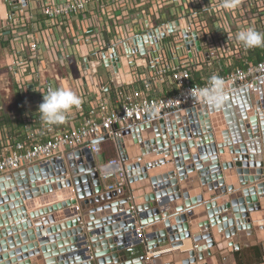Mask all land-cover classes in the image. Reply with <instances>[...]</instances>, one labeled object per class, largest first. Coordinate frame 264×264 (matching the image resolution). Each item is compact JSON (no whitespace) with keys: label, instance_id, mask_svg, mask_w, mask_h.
I'll use <instances>...</instances> for the list:
<instances>
[{"label":"built area","instance_id":"1","mask_svg":"<svg viewBox=\"0 0 264 264\" xmlns=\"http://www.w3.org/2000/svg\"><path fill=\"white\" fill-rule=\"evenodd\" d=\"M230 2L13 0L0 21V40L6 82L15 92L26 132L0 144V178L86 150L96 158L102 142L115 146L125 133L156 121L144 118L204 103L200 92L214 75L223 79L224 91L252 89L256 79L264 78V47L246 48L236 37L247 28L264 34V0H235L232 7ZM118 10L120 21L106 30L103 18L112 21ZM164 82L176 94L148 97L153 85ZM67 85L82 103L67 114L66 128L60 130L42 121L38 107L49 91ZM97 171L110 182L108 192L126 184L118 154ZM153 255L147 252L146 260Z\"/></svg>","mask_w":264,"mask_h":264},{"label":"water","instance_id":"2","mask_svg":"<svg viewBox=\"0 0 264 264\" xmlns=\"http://www.w3.org/2000/svg\"><path fill=\"white\" fill-rule=\"evenodd\" d=\"M144 53V48L141 47L140 54L144 55ZM116 78L118 80L119 77ZM263 79L264 78L260 79L258 83L261 84L264 81ZM241 93H243V90L237 92L236 95ZM256 96V100L259 101L260 99L257 92ZM227 104H229V100L225 99H223L222 103L219 105H210L206 102L202 104L196 103L188 106H182L176 110L166 111L164 114H160L158 116L151 115L144 118V121H155L171 115L178 119L181 118L182 112H184L186 109H193V112L190 110L189 112H186L187 121H189L190 124L189 131L182 130V127L179 126L178 134L175 135L176 139H185L186 135L188 134L187 132H191L195 138L193 144L191 142L183 143L178 145L176 149H173L175 152L173 159L175 163L174 169L171 170L168 175H164L163 177L148 176L147 171L150 169V167H148L146 162H143L141 153H137L134 144L127 143V137L123 135L115 141L119 160L126 173V185L121 189L112 192L106 191L104 182L99 177V173L97 171L98 165L103 164L105 159L101 155H98L96 158H94L87 150L84 151L83 154H77L76 157L73 156V159L71 156L66 157L65 160L52 159L48 164L34 165L27 169H23L13 174L4 176L0 178V189L2 190L13 187L14 184L9 186V184H12L13 181H15V186L18 188L29 185V190H26L21 196L23 200H26L27 198L29 199L30 196L37 193L45 194L48 192H53L54 190L72 188V195L74 196L73 204L80 209L82 215L87 213V215L83 216L82 218L84 222V228L82 229L78 227L80 222H82L80 219L74 220V223L68 225V227L64 224H61L57 227H50L46 231V234H58L57 232L64 228H69L70 231L73 228L77 229L76 232L74 230L72 232V236L74 237H71L70 231L65 233V236H69L70 241L65 240L63 242H58L54 247L52 246L53 250H56V247L57 249L67 247L66 258L68 260L70 259L71 262H65V264H73V261L78 259H81L83 264H174L173 262H175V264H208V258H212L215 261L213 254L215 251L220 249L226 248L229 252L232 250L238 251L242 246L243 248H248L257 245L258 242L264 243V239L260 238L258 234L259 230L257 231L258 228L256 224H254L253 227L251 223H244L242 219L234 217V215L237 216L239 213V210H237L235 207L237 204L241 203L242 200H235L233 195H230L229 199L226 201V203H229V207L232 208L231 213L228 212L232 217L229 219H223L222 224H217L216 220L219 221L218 217L216 220H214V218L219 215L222 218L225 217L221 212L224 209H218L216 207V202L214 201L215 198L224 195L226 192L224 189L219 190L216 188V180L220 179L221 177L219 174H214L219 171L218 162L215 161V164L217 165L216 168L213 167L214 164L209 166V171L206 170L208 174L205 176L211 175V177L204 180L201 184L203 185L201 187L202 193H206L207 191L205 186L209 185L211 182L214 183L213 186L215 191L210 195V199L213 201H210L209 203L205 204V206L198 207L196 209H191V207L196 204H202V196L196 197L191 205L189 202H186L188 201V195L186 194L187 192H185V190L199 187V183L196 182L197 180L194 175L189 176L190 179L185 177V171L194 168L195 166L194 164H189L187 162L191 158L188 149L190 148V152L193 154V162H196L197 160L203 161L202 163L197 162L195 166L196 168H200L204 163L208 162L206 159H208V157H210L216 151L213 144L209 145L214 141L212 134H209L210 132H207L204 128H201L199 122L194 116V112L197 109H208L210 113L222 110L226 124L230 125L232 122L226 107ZM261 105L264 106V103ZM179 121H177V123ZM248 123L251 125L250 127L255 129L256 126L253 123V120H250ZM209 125L210 123L207 122L206 127L208 128ZM144 129L150 128L141 126L139 130L143 135ZM249 131V134L251 133L252 135V131ZM149 133H151L150 137L156 141V147L153 148L152 152H157V155H161V151L163 150L161 147L163 146L161 145V142H166V136L162 135L160 138L154 136V131ZM222 136H225L223 140H227L228 134H226V131L222 132ZM222 136L220 135L221 138ZM220 137L218 139H220ZM255 137H257V134H255ZM175 138L173 133L170 132L168 134L167 141L170 140V142L173 143ZM189 139L190 137H187V140ZM99 141L100 140L97 142ZM195 144L197 149H192V145ZM139 146L140 150H143L145 147L143 143H140ZM151 146L152 145L149 143L145 148H150ZM231 150H234V154H237L236 148ZM195 152L197 155H194ZM226 158H229V156H222L221 161L225 162ZM242 160L245 159L240 157L236 158V165L243 166L240 162ZM184 161H186V164ZM159 162L161 164L167 163L169 162V157L165 155V157L159 158ZM250 166L252 167L253 165ZM222 167L226 166L223 164ZM258 168L259 170H252L249 173L250 177L249 180H246L247 183L254 182L253 177H257L258 180L264 178V164L260 163ZM39 172H41L44 176L47 174V176L40 179L38 175ZM206 172L201 171L203 174H206ZM224 173L226 178L229 177L227 172ZM66 175L69 176L66 181L60 183L58 182L54 185L51 184L46 188H37L35 186L36 183L42 180H47L48 178H60L61 176ZM178 183L183 190L181 194L178 193L179 190L176 188ZM247 183L245 185H247ZM168 186H172L174 190H170L169 193H158L159 187L161 190H165V188ZM256 186L258 189H264V182H260L259 184H256ZM208 191L210 190L208 189ZM14 192L15 194L9 196V199L3 195V199H7L5 203L14 201L13 199L15 196L17 200L20 199V195L18 193L16 194L15 190ZM126 193L128 194V198H123L118 203L112 202L119 197L125 196ZM172 193H174V195H172ZM239 196H241V194L237 193L236 197ZM245 198L247 199L246 196ZM182 200L185 203L187 214L185 212L186 215L180 216V218H175L176 220H167L169 218L164 219V217L166 218L170 216L172 218L174 212L178 213L185 210L181 207ZM20 204H22V200L20 202H14V204L10 205L9 207L7 206L0 208V213L3 214L1 219L4 220V223L3 221H0V227H7V232L9 231L8 226L12 222L10 221V223H8V219L14 218V221L16 222L20 220V216L16 217L17 214L10 212L12 209L17 208L14 206H19ZM60 207L61 206L57 205L56 207L54 206L47 208L45 211L51 212ZM259 209L264 211V202H261L258 205L248 206V208H244L242 212H245L244 214L246 216H250L252 212ZM167 212L169 213L167 214ZM39 215L40 212H35L33 214V216ZM131 217L137 220L136 222L139 223V228L141 229V234L138 236L135 232V227L132 226L133 228H131V231L134 236L132 241H130L129 235L127 234V229L122 232H118L112 227L116 223L122 224V222L124 223L122 224L123 226H128L131 224V222H129V218ZM160 221H163L162 226L158 224ZM238 221H242L243 224H240ZM22 225L25 231L29 229V225L27 223L23 222ZM217 229L219 231H217ZM209 230L211 233H207L210 232ZM222 231H224V236L226 239H231V241L228 242L229 246L227 247H220L219 243L214 244L213 240H211V236L213 239L217 233L220 234ZM76 233L80 236L77 237ZM3 234L5 236V233ZM209 234L211 236H209ZM37 235L39 236V234ZM191 236L193 238L192 242L196 244V246L188 252H178L177 247L180 246L184 240L191 239ZM206 239H209L210 241L206 246H203V241ZM7 242L12 248V244L10 243L11 241L8 240ZM46 243L47 242H41V251L44 254L45 264H63L61 257L58 258V262L50 259L51 254L47 253L46 249L44 248ZM87 251L93 254L92 258H86L85 252ZM149 251H152L154 255L147 261L145 258V253ZM10 255L12 256V254ZM6 258L7 256H3L2 259L5 260ZM24 258L26 257L24 256L23 258L18 259V261Z\"/></svg>","mask_w":264,"mask_h":264},{"label":"crops","instance_id":"3","mask_svg":"<svg viewBox=\"0 0 264 264\" xmlns=\"http://www.w3.org/2000/svg\"><path fill=\"white\" fill-rule=\"evenodd\" d=\"M11 2H13V0H0V21L3 18H5L6 12L9 9ZM110 9H113V7L110 8V6H108V8H106V10H108V11ZM100 12L101 11L99 9L96 11V14H98L97 18H95L97 20V22L101 21V18L99 15ZM102 12H104V10ZM121 13H122V10H118L116 13L117 16L112 21L107 20L105 17L104 18L106 20H104V18H103L104 24L102 23V25L106 28V30L111 28L112 25H114L117 21H120L119 15ZM105 28H103V29H105ZM4 46H5V44H3L2 40H0V82H3V85L0 84V95L2 97L0 99V101H1L0 104L4 105V103H5V105L8 107V110H6L4 114L1 115L2 110L0 112V125L2 128L0 131V144H2L3 140H6V139H8L10 142L19 140L23 137V135L26 132L24 127L22 126V124L19 121L20 120V111L18 108V100L15 96V92L12 89L11 85H7V82H6L8 79H7V73L5 70L6 60H5V53H4L5 47ZM201 73H203V71ZM201 73L200 72L194 73V78L199 81L201 79ZM199 74H200V76H199ZM132 86H135L133 89L137 90L138 92H141V90H140L141 88L139 85H132ZM61 87H63V86H58V87H56V89L61 88ZM66 88H68V85L66 86ZM70 89H72V88H70ZM2 90L5 91V94L3 93ZM72 90L74 91V89H72ZM176 92H177V89L174 86L170 85L168 82H164V83L156 84L155 86L153 85V92L148 94V97H150V98L169 97V96L176 94ZM224 92H225L224 94L229 96L230 100H233L236 97L237 98L236 101H238L239 103L241 102V100L246 101V99H249V97H250V100H252L253 105L255 104V100L252 99L251 96H253L255 98L256 92H258L259 99L264 103V81L261 84L258 83L252 89L243 91V93L237 95L238 97L232 96V92H233L232 90H227ZM110 99L113 100V94L112 93L110 94ZM262 106L263 105H260L257 107V113L254 115V117L258 118V121H260L259 122L260 124L258 123V126H257V128L260 131V133H259L260 135H259L258 139L247 140L246 135H249V134H245V131L242 129V125H240V121H236L235 126H236L237 130L234 129L235 131L232 130V132L233 131L236 132L235 137L237 139L234 140L233 136L231 134H229V139L226 141H227V144H228V141H230L231 145L230 146L228 145L226 147L223 146L220 148L219 146H216L218 141L221 140V142H224L225 140H223V138H221V137H220V139H218L215 135L222 133L224 130L229 131V128L227 127V125L225 123H223V121H222L223 118H222V120H220L222 123L217 124V125L220 124V126H218L217 128H216V123H214V121L210 118V121L212 122V130H210L209 134L213 135L214 141L212 143H210L209 145L213 144L215 147V150H216L215 153H213V156H219V158H220L223 154V153L221 154V152L223 150H225L226 148L231 149V147H233V149H234V147H236L235 142L237 140L240 141V142H238V144L242 143L245 146H247L249 143L253 142L254 147L257 146L256 142L258 141L260 146L259 147L257 146L258 148L256 147V149L260 150V152H261L260 156H261V158L263 157L262 161L264 163V131H262V129L259 126V125H261V122L264 120V106L263 107ZM182 114H183V112H182ZM203 116H207V115L203 114ZM167 117L160 119V120H156L154 123L149 122L148 124L147 123L144 124L146 126V128L153 129L154 132H156V131L161 132L162 130H165V129L167 132V134H165L167 136L166 137V142H167L166 145L167 146L163 145L164 149L161 151L162 154L157 155V152L156 153L153 152L151 154V155H153V157L152 158L148 157L146 159L147 163H151V161H158L159 158H163V157H165V155H167L170 159V161L167 163L158 164V165L152 167L150 174H151V176H154V177L163 176L164 174H167L171 170L174 169L175 163H174L173 159H174L175 152L173 151V148H175V146H178V145L183 144V143H190V142L193 144V141L195 139L193 137L192 133L186 135L185 139H176L175 138V135L178 134L179 126H181V124L183 126L182 121L184 120L187 122V116L186 115H183L181 118H178V119H176V118L173 119V116H169L168 118ZM177 121H179L180 123L179 122L177 123ZM220 121H218V122H220ZM176 123H177V126H176ZM52 126L56 129H60V130L66 128L65 123L52 125ZM174 126L178 127L177 130L173 129ZM245 127L247 128L248 125L246 124ZM170 131L173 133L174 138H175V141H174L175 144L174 145L171 144L170 140L167 141L168 133ZM140 134H141V132L137 131V130H132V131L125 133V137H127L128 139L131 140L132 144H134V147L136 149H139L138 148V146L140 144L139 140H141V137H142V136H140ZM187 137H190V139L187 140ZM104 147H105V149H104ZM192 147H193L192 149H197L196 144L192 145ZM256 149H255V151H256ZM107 150L111 151V152L113 151L116 154L115 157H117V153H116L114 143L111 140H106V141L101 143V152L99 155L103 156V158H104L103 153L106 154ZM188 150H189L188 151L189 154L191 155V158L187 161L189 164H194L196 166L197 162L198 163L203 162L200 160L193 162V154L190 152V148ZM247 150H248V148H247ZM142 151L143 150H141V154H142ZM262 151H263V153H262ZM248 152H250V151H248ZM194 155H197L196 152ZM142 156L144 157V155H142ZM231 156L233 157V154H231ZM210 158H212V156H210L208 159H210ZM232 162H233V159H231V161L229 160V162H227V163L231 164ZM219 164L225 165V162H222V163L219 162ZM195 166H194V168H191V169L185 171V177H188L190 179L189 176L194 175L196 180H197L196 182L199 183V187L193 188V189L192 188L186 189L185 192H187L186 194L188 195L189 198H192L194 200L196 199V197L202 196L203 202L200 205L199 204L193 205L191 207V209L196 208L197 206L203 207V206H205V204L209 203L210 201H213L210 199V195L213 192L212 184H214V183H212V184L209 183V185H207L208 187L206 186V188H208L210 191H207L206 193L200 192L201 187L203 186V185H201L202 182L204 180H206L207 178H210V176H211V175L205 176L208 174V172H206V170L209 171L210 164L208 162H206L202 165V167L200 169L196 168ZM201 171L206 172V174L201 173ZM176 177H177V175H176ZM229 177H230V175H229ZM66 178L68 179L69 176L67 175ZM49 180H51V182L54 181L51 184H55V183L59 182V181L55 182L57 180L55 178H53V179L49 178ZM260 182H264V178ZM14 183H15V181H13V184ZM109 183L110 182L104 183L105 188ZM189 184H191V183H189ZM45 185H47V184H45ZM178 186H179V183H178ZM13 187H11V188L9 187L7 189L5 188L4 190L0 189V194H2V192H5V191L8 192V191H10V189L12 190ZM171 187L172 186L166 187L167 191L170 190ZM181 193L182 192L180 190L179 194H181ZM71 195H72V188L54 190L53 192H50L48 194L38 195V196L33 197L32 199L25 200L23 207L20 209H18V208L12 209V211H10V212L17 214L16 217H19L20 215L26 216V218L24 220L30 226H29V229L27 231H24V230L20 229L19 225L17 224V223L22 222L23 220H21V221L19 220V222H16V221H14V218L13 219L10 218V219H8L7 222H10V221H12V222L9 224L8 228H11L12 231H14L13 233H12V231L6 232L7 227H5V226L0 227V251H1L0 252V260H1L0 264H9L13 261H16L20 258H23L24 256L26 258H24L20 261H16L15 264H21V263H27V262L30 264H45L44 254L41 251V249H42L41 248V242H47L46 245L44 246V248L46 249L47 253L51 254L50 259L58 262V258L61 257L63 260V264H65V262H71L70 259L68 260L66 258V255H67V252H66L67 249L66 248L67 247L58 248V249L56 247V250L52 249V246L54 247L58 242H63L65 240H69V236L68 235L65 236V233L70 231L69 228H64L61 231H58L57 232L58 234L52 233V234H47V236L42 234V232L47 231L50 227H57V226L64 224L68 221H71V220L74 221L77 218H81V220H82L83 216L87 215V213L82 215L78 207H75V210H73V211L68 210L67 214L65 215V212L62 211L66 205L64 202V199H66V197H69ZM227 196H225V195L220 196L218 198H215L214 201L218 202L219 204H223L224 202H226L228 200ZM253 198H255V197H253ZM67 200H68V198H67ZM119 201L120 200H116V201H114V203H118ZM6 204L7 203H3L0 201V208H4V206ZM57 205H59L61 207L56 208L54 210L55 211L54 213H53V211H51V212L45 211L47 208L54 207V206L56 207ZM18 210H21L20 213ZM35 212H40V215L39 216H33V214ZM73 212L74 213L76 212L77 214L74 215ZM4 214H6V213H4ZM1 216H3L2 213H0V221L4 222V220L1 219ZM12 217H14V216H12ZM20 219H22V217H20ZM172 219H175V218H172ZM162 220H163V218H162ZM122 224H124V223L122 222ZM138 224L139 223H137L136 221L134 222V225L139 226ZM158 224L160 226H162L163 222L160 221ZM79 225H80V226H78L79 228L80 227H82V229L84 228L83 227V220H82V222H80ZM74 229L75 228L71 229V231H73ZM118 229L121 230L120 228H118ZM9 232L11 233L10 235H8ZM3 233H5L6 237L4 236ZM37 234H39V236ZM76 236L78 237L80 235L76 234ZM71 237H74V236L71 235ZM8 240L11 241L10 243L12 244V248L9 246V243L6 242ZM37 245H39V246H37ZM261 245H262V250H264V243H262ZM31 246H33V247L30 248ZM61 252H63V253H61ZM233 252L235 254V252H237V251H233ZM10 254H12V256ZM3 256H7L6 260L2 259ZM73 262H74V264H81V262H83V261L80 262L79 260H75ZM241 263L242 262L240 261V259L237 261L235 259H232L229 262V264H241ZM211 264H214V263H211Z\"/></svg>","mask_w":264,"mask_h":264},{"label":"bare ground","instance_id":"4","mask_svg":"<svg viewBox=\"0 0 264 264\" xmlns=\"http://www.w3.org/2000/svg\"><path fill=\"white\" fill-rule=\"evenodd\" d=\"M260 80V78H258V79H256L255 80V83H254V85L256 86L257 84H258V81ZM254 86V87H255ZM253 87V88H254ZM246 89H248V86H245V87H242V88H240V89H237V88H232V89H228V90H232L233 92H232V96L233 97H235V96H237L236 94H237V92H239V91H241V90H243V91H246ZM249 90V89H248ZM225 93V92H224ZM258 93V92H257ZM231 97V96H230ZM251 98L252 99H254L255 100V104L253 105L252 104V100H250V97H249V99H246V101L244 100V101H242L241 100V102L239 103L238 101H236L237 100V98L235 97L233 100H230L229 99V96L228 95H226V94H224V97H223V99H225V100H229V104H227V109H228V112H229V115H230V119H231V122H232V124H230V125H227L226 124V120H225V118H224V114H223V111L222 110H219V111H217V112H214V113H210L209 112V110L208 109H197L194 113V116L196 117V120L199 122V124H200V126H201V128L203 129H205L207 132H210V130H212V122L210 121V118L214 121V123H216V128L218 127V126H220V124L219 125H217L218 123H222L220 120H222V118H223V123H225L226 125H227V127L229 128V131L231 132H229L228 130H224V131H226V134H228V138H227V140L229 139V134H231L232 136H233V139L234 140H236L237 138L235 137V133L236 132H234L235 130H237L236 129V124H235V122L236 121H240V125H243L244 127H242V129L245 131V134H249V132L250 131H248V130H251L252 131V135L251 134H249V135H246V139L247 140H253V139H258V137H259V133H260V131H259V129L257 128V126H258V123L260 122H258V120H257V118L256 117H254V115L257 113V107L258 106H260L263 102L261 101V100H259V101H257L256 100V98H257V96H255V98L253 97V96H251ZM188 110V111H187ZM189 110L191 111V112H193V110L192 109H186L184 112H183V114H182V116L183 115H186V112H189ZM203 114L204 115H207V116H203ZM259 115V114H258ZM169 116H171V115H169ZM168 116V117H169ZM181 116V117H182ZM167 117V118H168ZM193 117V116H192ZM173 119H175L174 118V116H173ZM250 120H253V123L255 124V129L254 128H252V127H250L251 125L248 123ZM263 120V119H262ZM218 121H220V122H218ZM207 122H209L210 123V125H209V127L207 128L206 127V123ZM182 123H183V126H182V124H181V127H182V130H185V131H189V126H190V124H189V121H182ZM248 125V127L246 128L245 127V125ZM260 124V123H259ZM260 126V128L262 129V131H264V121H262L261 122V125H259ZM246 130H245V129ZM253 130H252V129ZM173 129H177V128H175V127H173ZM179 129V128H178ZM235 129V130H234ZM232 130H234L233 132H232ZM154 130L153 129H144V135L143 134H140V136H142L141 137V140H139L140 141V143H143L144 144V146L146 147L149 143L152 145L150 148H143V151H142V154H141V158H143V162H146V159L148 158V157H150V158H152L153 156L151 155L153 152H152V150H153V148H155L156 147V141H155V139H152V137H150V134L151 133H149V132H153ZM171 132V131H170ZM169 132V133H170ZM168 133V134H169ZM188 134H191V132H187ZM160 134V135H159ZM165 134H167V132H166V129L165 130H162L161 132H154V136L155 137H160L161 135H164V136H166ZM187 134V135H188ZM255 134H257V137H255ZM192 135H193V133H192ZM220 135L222 136V133H219L218 135H215V136H218L217 138H219L220 137ZM213 136V135H212ZM242 136V135H241ZM150 137V138H149ZM167 137V136H166ZM225 136H222V138H224ZM178 139H180V138H178ZM126 142L127 143H129V144H132V142H131V140L130 139H128V138H126ZM218 142H221V140L220 141H218ZM217 142V144H216V146H219V147H223V146H230L231 144H230V141H228V144H227V141H226V139H225V142H221V143H218ZM238 142H240L239 140H237L236 142H235V144H236V147H234V149L236 148V151H237V154H234V150H231V149H233V147H231V149H225V150H223L222 152H221V154H222V156H229V158H226V160H225V166L226 167H222V165L221 164H218V168H219V171L218 172H216V173H214V174H216V175H220L221 177H220V179H217L216 181V188L217 189H219V190H222V189H224L226 192H225V196H227V199H229V196L230 195H233L234 196V198H235V200L237 199V200H239V199H241L242 201H241V203H239V204H237L236 205V209L237 210H239V213L237 214V216L236 215H234V217L236 218V217H238L239 219H242V221L244 222V223H246V222H249V223H251V225L254 227V224H256V226H257V231H258V234H259V236H260V238H262V239H264V211H262V209H259V210H256V211H254V212H252L251 213V215L249 216H246L244 213L245 212H242V210L245 208V209H247L248 208V206H253V205H258L259 203H263L264 202V189H258L257 188V186H256V184H259L260 183V181H262L263 179H257L256 177H253V179H254V182H246V180H249V177H250V175H249V173L252 171V170H259V168H258V166L260 165V163H262V164H264L263 163V161H262V158H261V152H260V150L259 149H256V147L258 146H260V144H259V142L257 141L256 142V147H254V144H253V142L252 143H249L247 146H245L244 144H238ZM146 144V145H145ZM167 144V142H165V143H163V142H161V145H164V146H167L166 145ZM172 145H174L175 144V142H173V143H171ZM220 144V145H219ZM164 146H161L162 147V149H164ZM176 147L177 146H175V148H173V149H176ZM248 148V150H247V148ZM257 147V148H258ZM138 148L139 149H136V151H137V153H141V150H140V146H138ZM255 149H256V151H255ZM226 151V152H225ZM248 151H250V152H248ZM231 152V154H233V157L231 156V154H228V153H230ZM233 152V153H232ZM262 153H263V151H262ZM142 155H144V157L142 156ZM212 156V158H210V159H207V161H208V163L211 165V164H214L213 165V167H217V165L215 164V161L216 162H221L222 163V161H221V157L219 158V156H213V154L211 155ZM235 157V158H234ZM242 158V159H245V160H242V161H240L242 164L241 165H243V166H237L236 165V163H235V159L236 158ZM72 159H73V157H71ZM209 158V157H208ZM231 159H233V162L231 163V164H228L227 162H229V160L231 161ZM169 161H170V159H169ZM185 162V161H184ZM186 163V162H185ZM246 163V164H245ZM146 164H148V167H150V169L147 171V174H148V176L150 177L151 176V174H150V170H151V168L152 167H154V166H156V165H158V164H161L160 162H159V160L158 161H151V163H147L146 162ZM164 164V163H163ZM245 164V165H244ZM250 165H253L252 167L250 166ZM160 166V165H159ZM239 167V168H238ZM201 168V167H200ZM199 168V169H200ZM264 170V169H263ZM224 172H227L229 175H230V177H227L226 178V176H225V173ZM240 172V173H239ZM170 173V172H169ZM169 173H167V174H164V175H168ZM242 173V174H241ZM38 175H39V178L40 179H42L43 177H46L47 176V174L44 176L41 172H39L38 173ZM163 175V176H164ZM67 176V175H66ZM66 176H61L60 178H55V179H57L55 182H57V181H59V183L60 182H63V181H66ZM163 176H159V177H163ZM169 177V176H168ZM211 177V176H210ZM46 181V182H45ZM242 181V182H241ZM54 182V181H53ZM53 182H51V180H49V178L47 179V180H42V181H40V182H38V183H36L35 184V186L37 187V188H46L47 186H49L51 183H53ZM213 182H211V184H212ZM244 183V184H243ZM247 183V185H245ZM45 184H47V185H45ZM10 185H13V182H12V184L10 183L9 184V186ZM44 185V186H43ZM52 185H54V184H52ZM14 187L12 188V190L10 189V191H8V192H2V194H0V201L1 202H3V203H5V201L7 200V199H9V196H12V195H14L15 194V192H14V190L16 191V194L18 193L19 195H20V199L19 200H17V198H16V196H15V198H14V196H13V200L14 201H12V202H9V203H7L4 207H9L10 205H12V204H14V202H20L21 200H22V204H20L19 206H14V207H17L18 209H20V208H22L23 207V204H24V201L25 200H23V198H21V196L25 193V191L26 190H29L28 188H29V185L28 186H26V187H20V188H17L16 186H15V183H14V185H13ZM207 186V185H206ZM206 186H205V188H206ZM223 186V187H222ZM208 187V186H207ZM212 187H213V192L215 191V189H214V186H213V184H212ZM11 188V187H10ZM163 188V187H162ZM176 188L179 190L178 191V193H180V190H181V192H183V190L181 189V187H180V185L178 186V184L176 185ZM233 189V190H232ZM2 190H4V189H2ZM20 190H22V191H20ZM40 190V189H39ZM171 191H173L174 190V188L173 187H171V189H170ZM170 190L169 191H167V188H165V190H161V188L159 187L158 188V193H160V194H163L162 192H164V193H166V192H170ZM228 190H230V191H228ZM206 191H208V188H206ZM49 193V192H48ZM48 193H45V194H48ZM237 193L238 194H241V196H239V197H236V195H237ZM45 194H41V193H37V194H35V195H32V196H30V198L29 199H32L33 197H35V196H38V195H45ZM3 195L4 196H6L7 197V199L6 200H4L3 199ZM172 195H174V193H172ZM224 195H222V196H224ZM169 196H171V195H169ZM245 196L247 197V199L245 198ZM253 197H255V198H253ZM67 198H68V200H67ZM26 199V198H25ZM28 198L26 199V200H29ZM74 199V196L73 195H71V196H69V197H66V199H64V202H65V207H64V209L62 210L63 212H65V215L67 214V212H68V210H71V211H73V210H75V207H77L76 205H74L73 204V200ZM53 200V199H52ZM193 200L194 199H192V198H189L188 197V201H186V202H189V204L191 205V203L193 202ZM263 200V201H262ZM219 201V200H218ZM182 202V204H181V207L183 208V209H185L183 212H178V213H176V212H174L173 213V215H172V218H180V216H183V215H186L187 214V209H186V207H185V203H184V201L182 200L181 201ZM216 202V201H215ZM71 207V208H70ZM199 206H197L196 208H198ZM216 207L218 208V209H221V208H223L224 210H222L221 212L224 214L223 216H225L224 218H222L220 215L219 216H216L215 218H214V220H216L217 219V217L219 218V221L218 220H216V222H217V224H222L223 223V219H229L230 217H232L228 212H230L231 213V210H232V208H230L229 207V203H226V202H224L223 204H219L218 202H216ZM228 207V208H227ZM17 208H14V209H17ZM195 208V209H196ZM194 209V208H193ZM80 210V209H79ZM19 212L21 211V210H18ZM175 211V210H174ZM55 211H53V213H54ZM185 212H186V214H185ZM74 213V212H73ZM169 212H167V214H168ZM64 214V213H63ZM75 214H77L76 212L74 213V215ZM166 214V213H165ZM46 215V214H45ZM20 217H22V219H20V221L21 220H23L22 222H20V223H17L18 225H19V228L20 229H22V230H24L23 229V225H22V223L25 221L24 219L26 218V216H23V215H20ZM19 217V218H20ZM167 218H169V219H167ZM171 218V216L170 217H164V219H167V220H171L170 219ZM81 218H77L76 220H80ZM176 220V219H175ZM82 221V220H81ZM135 221H137L135 218H133V217H131V218H129V222H131V224H129L128 226L126 225V226H123V225H121V223H116L114 226H112L113 228H115L118 232H122V231H124V230H128V235H129V238H130V241H132L133 239H134V236H133V234H132V231H131V228H133L132 226H134L135 227V232H136V234H137V232H139V231H137L138 229H139V227L138 226H136V225H134V222ZM164 221V220H163ZM162 221V222H163ZM242 221H238L240 224H243V222ZM19 222V221H18ZM69 222V223H68ZM68 222H66V223H64V225L65 226H67L68 227V225H71V224H73L74 223V221L73 220H71V221H68ZM4 223V222H3ZM8 223H10V222H8ZM7 223V224H8ZM25 223H27L26 221H25ZM198 223V222H197ZM28 224V223H27ZM29 225V224H28ZM30 226V225H29ZM80 226V225H79ZM80 228H82V227H80ZM118 228H120L121 230H119ZM210 228V227H209ZM18 229V228H17ZM75 230V232H76V228L74 229ZM9 231L11 232L12 231V229L11 228H9ZM18 231V230H17ZM25 231V230H24ZM210 231V230H209ZM217 231H219L218 229H217ZM7 232V231H6ZM9 232V234L8 235H10L11 233ZM14 231H12V233H13ZM71 233V235L73 234L72 232L73 231H70ZM114 232V231H113ZM206 232V231H205ZM202 234H204L203 232H201ZM207 233H211V231L210 232H207ZM42 234L44 235H46L47 236V234H46V231H45V233L44 232H42ZM77 234V233H76ZM125 234V233H124ZM138 235V234H137ZM191 235H192V231H191ZM225 233H224V231H222L220 234L219 233H217L216 234V236H214L213 237V239H212V236L209 234V236H211V240H213V242H214V244H218L219 243V246L220 247H227V246H229L228 245V242H230L231 241V239H226L225 238ZM139 236V235H138ZM204 236V235H203ZM6 237V236H5ZM210 238V237H209ZM192 240H193V238H192V236H191V239H187V240H184L181 244H180V246H178L177 247V250H178V252H182V253H184V252H188L189 250H192V248L193 247H195L196 246V244H194L193 242H192ZM70 241V240H69ZM209 239H206V240H204L203 241V243H204V245L203 246H206L207 245V243H209ZM7 242V241H6ZM132 243V242H131ZM38 244V243H37ZM39 246V245H38ZM33 246H31L30 248H32ZM217 249H219L218 247H216ZM92 255L93 254H91V252H89V251H87V252H85V256H86V258H89L90 259V257L92 258ZM9 257V256H8ZM6 260V259H5ZM80 262H81V259H78ZM16 261H18V260H16ZM16 261H13V262H11V263H9V264H15L16 263ZM88 262V261H87ZM20 263V262H19ZM21 264H30V263H21ZM73 264H74V262H73ZM81 264H83L82 262H81Z\"/></svg>","mask_w":264,"mask_h":264},{"label":"clouds","instance_id":"5","mask_svg":"<svg viewBox=\"0 0 264 264\" xmlns=\"http://www.w3.org/2000/svg\"><path fill=\"white\" fill-rule=\"evenodd\" d=\"M235 0L228 4L234 6ZM246 48L264 47V34L257 32L253 28H247L240 31L236 37ZM225 83L222 78L212 76L209 81V87L201 90V98L210 105H219L223 101ZM82 103L81 97L70 88H57L49 91L43 97V102L38 109L42 121L51 126L63 124L66 121L67 114Z\"/></svg>","mask_w":264,"mask_h":264},{"label":"rangeland","instance_id":"6","mask_svg":"<svg viewBox=\"0 0 264 264\" xmlns=\"http://www.w3.org/2000/svg\"><path fill=\"white\" fill-rule=\"evenodd\" d=\"M100 73L101 74L102 73L105 74V71H104L103 68L101 69ZM0 84L3 85V82H0ZM3 93L5 94V91H3ZM1 98L2 97L0 95V99ZM0 107L2 108L1 115L4 114L6 110H8V107L5 105V103H4V105L0 104ZM257 120H258V118H257ZM104 149H105V147H104ZM103 155H104V159L106 161L110 160V159H113V158H116L115 157L116 154L113 151L111 152V151L107 150L106 154L103 153ZM135 192H137V191H135ZM200 192H202V191H200ZM123 198H128V194L126 193L125 196L119 197V198L113 200L112 202H114L116 200H121ZM83 225H84V222H83ZM261 244L262 243L258 242L257 245L251 246V247H248V248H243V246H242L237 252H235V254H234L233 250L229 252V251H227L226 248L220 249L218 251H215L214 254H213L214 255L213 257H215V261L212 258H208L207 262L209 264H211V263H214V264H229V262L232 259H235L236 261L240 259V261L242 262L241 264H264V250H262V245ZM173 263L175 264V262H173Z\"/></svg>","mask_w":264,"mask_h":264}]
</instances>
